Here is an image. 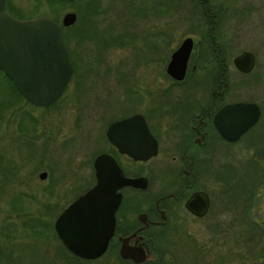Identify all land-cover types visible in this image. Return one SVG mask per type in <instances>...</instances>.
<instances>
[{
  "label": "rangeland",
  "instance_id": "1",
  "mask_svg": "<svg viewBox=\"0 0 264 264\" xmlns=\"http://www.w3.org/2000/svg\"><path fill=\"white\" fill-rule=\"evenodd\" d=\"M220 2L229 5L221 29L231 42V55L251 50L256 57L247 80L231 76L237 85L248 86L236 97L257 99L264 107V0H211L213 5ZM9 6L8 12L20 19L45 15L61 23L65 13L77 14L76 21L66 27L77 82L73 79L51 106L38 107L23 97L17 98L0 73V258L6 264H20L17 254L24 251L29 254L26 264H33L29 262L33 255L38 264H45L46 258L72 264L69 256L57 250L58 241L49 238L46 242L38 213L45 204L56 209L59 198L64 199L63 192L72 184L79 193L93 183L91 162L104 149L101 119L135 109L145 111L148 89L159 93L158 99L163 102L161 96L169 95L165 88L179 84L165 68L171 52L186 36L195 41L189 68L198 64L196 22L203 13L189 0H9ZM236 8L250 13L251 19L245 13L239 21L232 18ZM155 37L158 42H149ZM145 45L156 48L157 55L150 57ZM141 50H145L144 56ZM135 92L141 98L139 103ZM263 124L264 114L240 142L219 147L220 159L212 157L216 164L222 162V169L228 166L237 172L230 178L236 196H228H245L242 189L246 182L253 189L251 206L237 201L236 217L233 211L236 236L229 248L235 258L226 264H264V149L256 154L262 144L255 136ZM234 148L236 151L229 153L228 149ZM43 171L47 177L40 179ZM208 236L205 233L203 237L207 240ZM182 251L178 248L174 252L176 260H181Z\"/></svg>",
  "mask_w": 264,
  "mask_h": 264
},
{
  "label": "flooded vegetation",
  "instance_id": "2",
  "mask_svg": "<svg viewBox=\"0 0 264 264\" xmlns=\"http://www.w3.org/2000/svg\"><path fill=\"white\" fill-rule=\"evenodd\" d=\"M189 2L198 5L203 13L201 20L196 22L199 68L195 64H191L189 68L190 55L182 80H175L168 75L174 83L179 84L165 88L169 95L166 93L161 96L163 102L158 99L159 93L155 91L153 94L152 89H148L147 110L135 109L119 117L101 119L104 149L91 162L93 183L79 193L75 192V185L72 184L69 190L63 192L64 199L61 201L59 198L56 209L45 204L38 213L46 242L49 238L58 241L57 250L69 256L72 264H99V260H103L101 264H226L235 258V253L229 247L236 236L234 229L237 218L233 220V217H236L237 201L251 206L253 189L246 182L242 189L245 196L238 199L228 196L230 193L236 196L237 190H232L231 182L234 181L230 178L237 172L231 171L228 166L222 169V162L216 164L212 157L218 156L220 159L222 154L219 147H231L230 145L240 142L264 114V107L256 98L236 97L239 90L247 91L248 86L237 85L231 77L236 78L238 75V80H247L255 67L256 57L251 50L231 55V42L222 35L221 29V21L226 17L229 5H222L221 2L213 5L211 0ZM237 9L231 17L239 21L242 19L240 15L245 12ZM244 16L251 19L252 15L245 13ZM64 28L66 27H61L62 33ZM155 39L156 37L154 40L149 38V42H158ZM192 40L194 49V38ZM145 49L149 51L150 57L157 55L156 48L152 50L145 45ZM244 51H249L254 56L253 67L247 72L239 70L233 62ZM144 55L145 50H141V56ZM69 59L73 70L67 87L73 79L77 82L76 62L70 55ZM196 71L198 74L194 75ZM189 79L188 83L181 84ZM135 95L139 103L141 98L136 92ZM234 103L255 104L259 109V116L252 126L231 139L221 134L215 119L222 107ZM134 115L137 117L128 122H120ZM142 121L148 130L147 147H152L153 139L156 143V153L145 160L135 159L129 153L132 151H128L142 137ZM255 136L257 143L262 144L257 148L258 155L264 149V126ZM111 138L118 140V144L112 142ZM228 151L233 153L236 149ZM100 154L109 155L114 160L121 177L141 180L136 185H121L116 189L120 202L115 210L113 234L105 251L96 258L88 259L74 254L66 247L59 237L56 225L60 228L71 225L72 220L63 219L62 214L79 195L95 185L94 160ZM241 210L244 217L245 211ZM248 210L246 208V214H249ZM52 211H55L54 217L47 223V217H50ZM245 219L248 221V215ZM247 225L248 223L245 228ZM205 233L209 235L207 240L203 237ZM178 248L183 249L181 260L175 259L174 252ZM17 255H20V264H26L24 260L29 254L22 251ZM36 257L31 256L29 262L38 264ZM46 259L45 264H64L61 260L53 262ZM0 264H6L2 258Z\"/></svg>",
  "mask_w": 264,
  "mask_h": 264
},
{
  "label": "water",
  "instance_id": "3",
  "mask_svg": "<svg viewBox=\"0 0 264 264\" xmlns=\"http://www.w3.org/2000/svg\"><path fill=\"white\" fill-rule=\"evenodd\" d=\"M75 21L76 14L67 12L62 17L61 25L67 27ZM192 47V38L186 37L172 52L166 72L173 79L184 78ZM233 62L239 70L247 72L253 67L254 56L244 51ZM0 70L32 105L47 107L54 103L69 83L73 70L61 26L45 15L16 18L8 12L6 0H0ZM258 116L259 109L255 104L234 103L222 107L215 121H218L217 127L223 136L234 139L252 126ZM136 117L134 115L120 122H128ZM142 128L141 139L136 144L131 141L133 145L128 151H132L129 153L135 159L145 160L156 153V143L153 139L152 147H147L148 130L144 121ZM111 141L118 144L116 139L111 138ZM94 168L95 185L79 195L62 214L63 219L72 220L71 225L66 228L56 225L66 247L88 259L100 256L113 234L115 210L120 202L116 189L121 185H136L141 180L121 177L114 160L106 154L95 158ZM39 176L45 178L46 172H41Z\"/></svg>",
  "mask_w": 264,
  "mask_h": 264
},
{
  "label": "trees",
  "instance_id": "4",
  "mask_svg": "<svg viewBox=\"0 0 264 264\" xmlns=\"http://www.w3.org/2000/svg\"><path fill=\"white\" fill-rule=\"evenodd\" d=\"M48 1H70L71 3H73V0H48ZM6 7H7V10L9 12L10 11V6H9V0H6ZM55 19V18H54ZM66 29L68 28H65V31L63 32V38H64V42H65V45L67 47V49L69 50V47H68V38H67V34H66ZM70 52V51H69ZM70 55V54H69ZM71 56V55H70ZM0 73L8 80V82L10 83L11 87L13 88V91L15 92L14 94L16 95L17 98H22L21 94L17 91V89L15 88L13 82L0 70ZM14 102V100H12ZM13 104V103H12Z\"/></svg>",
  "mask_w": 264,
  "mask_h": 264
}]
</instances>
